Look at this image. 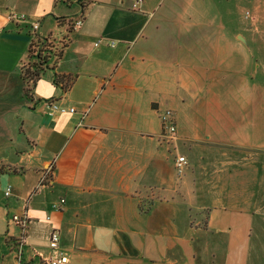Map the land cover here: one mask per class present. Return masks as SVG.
I'll list each match as a JSON object with an SVG mask.
<instances>
[{"label":"crops","instance_id":"obj_1","mask_svg":"<svg viewBox=\"0 0 264 264\" xmlns=\"http://www.w3.org/2000/svg\"><path fill=\"white\" fill-rule=\"evenodd\" d=\"M133 1L0 0V264H264V144L230 137L264 129V0ZM34 36L65 45L28 97ZM208 83L241 98H202Z\"/></svg>","mask_w":264,"mask_h":264},{"label":"trees","instance_id":"obj_2","mask_svg":"<svg viewBox=\"0 0 264 264\" xmlns=\"http://www.w3.org/2000/svg\"><path fill=\"white\" fill-rule=\"evenodd\" d=\"M67 26V32L69 33L73 30V22H67ZM64 45L63 41L57 46L48 41V39H39L35 36L32 38L26 52V58L20 67V75L26 96H30L35 83L44 71L56 66V63L62 55ZM72 81L73 78L70 76H62L60 78L55 76L53 80L55 85L60 83L59 85L62 90L68 89Z\"/></svg>","mask_w":264,"mask_h":264},{"label":"built area","instance_id":"obj_3","mask_svg":"<svg viewBox=\"0 0 264 264\" xmlns=\"http://www.w3.org/2000/svg\"><path fill=\"white\" fill-rule=\"evenodd\" d=\"M141 5H142V0H134L131 7L132 9H139ZM25 19H26V15L24 14H18V15L12 14V16H10V20L24 21ZM81 23H82L81 17L76 19L73 22V29L80 26ZM37 28H38V22H33L30 27L31 31H35L37 30ZM49 108L51 111H56V110L60 112H65V111L72 112L73 111L72 108L66 110L65 108L58 107L54 103H51L49 105ZM159 121H160L161 130H162L164 137L173 139L175 137V131H176L173 111L169 109H165L164 111H162L161 114L159 115ZM186 167H187L186 158L182 155L176 156L174 159V171L176 175L181 176L184 173ZM9 191L10 189L6 188L4 191V196L9 195ZM61 202H63V200H61ZM27 220L28 219L26 215H13L11 217V222L18 225L21 228H23L26 225ZM58 242H59L58 232L56 230H52L48 234V237H47L48 247L51 250L55 251L58 248ZM66 261L67 259L65 256L59 255L53 259L45 260L44 264H65Z\"/></svg>","mask_w":264,"mask_h":264},{"label":"rangeland","instance_id":"obj_4","mask_svg":"<svg viewBox=\"0 0 264 264\" xmlns=\"http://www.w3.org/2000/svg\"><path fill=\"white\" fill-rule=\"evenodd\" d=\"M207 12L211 13L213 11V9L211 7H207ZM249 10V7H247L246 5H237L235 7V12H236V16L238 18V20H240L243 15L245 14V12ZM213 19V18H212ZM212 19L210 17H206L203 23V29L207 32L209 30H219V23L217 22H212ZM215 71L213 70V73ZM212 73V70L210 69H206L204 71V74L206 77H208L210 74ZM219 78H223L224 76V71L220 70L219 72ZM230 93V94H229ZM202 98H241L239 95H237L236 97L234 96L233 93L229 92V86H211L209 83L205 84L203 86V92H202ZM233 107V103L231 102ZM256 104H254L255 106ZM228 106V105H227ZM264 107V106H263ZM251 109V108H250ZM264 110V109H263ZM164 111V110H162ZM161 137L164 141H166L167 143L172 142L173 139H169L167 137H164L163 133H161ZM230 137L234 140H241L244 138H248V141H251L252 144H264V129L262 131H255L253 135L250 134H245V132L240 133V134H232L230 135ZM251 138V139H249ZM254 151H250L249 150H241V152H239V159H244V157L250 158L253 157L254 158ZM262 153H264V150H262ZM174 154V152H173ZM181 155V154H177L176 156ZM184 156V155H182ZM185 157V156H184ZM175 159V158H174ZM247 161V160H246ZM175 172V171H174ZM176 178H179L180 176H177L175 173ZM254 201H256L258 204H260L261 206L264 207V194H258L257 197L254 198ZM262 236L260 238H264V231L261 234ZM1 256V255H0Z\"/></svg>","mask_w":264,"mask_h":264}]
</instances>
